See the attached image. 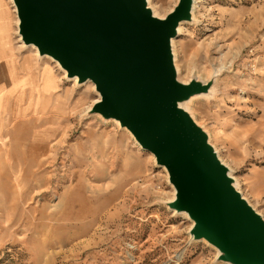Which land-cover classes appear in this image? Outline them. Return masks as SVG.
<instances>
[{
  "label": "rangeland",
  "instance_id": "rangeland-1",
  "mask_svg": "<svg viewBox=\"0 0 264 264\" xmlns=\"http://www.w3.org/2000/svg\"><path fill=\"white\" fill-rule=\"evenodd\" d=\"M149 4L163 18L177 0ZM15 30V58L35 69L39 97L4 113L0 264H227L168 208L174 189L154 157L115 121L89 115L92 83L67 79ZM172 50L182 81L213 82L187 113L264 220V0H195Z\"/></svg>",
  "mask_w": 264,
  "mask_h": 264
},
{
  "label": "water",
  "instance_id": "water-1",
  "mask_svg": "<svg viewBox=\"0 0 264 264\" xmlns=\"http://www.w3.org/2000/svg\"><path fill=\"white\" fill-rule=\"evenodd\" d=\"M20 42L49 57L98 95L88 110L116 121L163 167L174 189L168 208L192 221L227 264H264V220L237 191L206 133L180 105L212 81L177 79L171 42L192 21L193 0L159 18L146 0H12Z\"/></svg>",
  "mask_w": 264,
  "mask_h": 264
},
{
  "label": "crops",
  "instance_id": "crops-1",
  "mask_svg": "<svg viewBox=\"0 0 264 264\" xmlns=\"http://www.w3.org/2000/svg\"><path fill=\"white\" fill-rule=\"evenodd\" d=\"M1 2L5 4L4 0H0V4ZM10 13L13 15L12 12H6L4 14L0 13V68H1L0 72L2 71L0 73V81H1L0 82V100H1V105H2L0 114H2L4 122L6 120L4 118L5 117L4 113L6 111L7 104L9 103V101H12L13 99L18 98L17 95L19 94L18 91H12V92L10 91L9 93L7 92L8 90H11V87H12L11 84H13L14 81L22 80L23 77H28L32 79L33 86H35V79L33 78V76H35L33 73V67H30L29 64L26 63V61L22 60L20 62V61H17L15 58L14 51L12 49V43H11V34H12L13 23L15 26V18L13 16V22H12V17ZM30 71H32V73H30ZM3 79H6V80H3ZM29 81L30 80H28V82ZM28 82L26 83V85L28 84ZM32 93H33V96H32ZM38 94L39 92H36L34 90L30 91L29 86H25V92L22 95H20V99L21 100L24 99L27 101L29 99L38 98L39 97ZM4 100L7 101V103H4ZM3 124H2V128H3ZM0 137H2V129L0 130Z\"/></svg>",
  "mask_w": 264,
  "mask_h": 264
},
{
  "label": "bare ground",
  "instance_id": "bare-ground-1",
  "mask_svg": "<svg viewBox=\"0 0 264 264\" xmlns=\"http://www.w3.org/2000/svg\"><path fill=\"white\" fill-rule=\"evenodd\" d=\"M149 1L150 0H146V4H147V7L151 10V12H152V14L154 15V16H156V17H159V15H157L153 10H152V8L150 7V4H149ZM178 1V0H177ZM4 2H6V4H7V6H8V9L6 8V6H5V4H3V2H1V4H0V13H2V14H4V13H6V12H12L13 13V16H14V18H15V33H16V36H17V39L18 40H20V37L18 36V34H17V25H18V19H17V16H16V12H15V7H14V5H13V3H12V0H4ZM194 4H195V0H193V6H192V17H193V8H194ZM3 22V21H2ZM185 23H182L179 27H178V35L180 34V32L182 31V25H184ZM171 45H172V47H173V41L171 42ZM26 47V46H25ZM27 48H30V49H34L35 50V52H37L36 51V49L33 47V46H28ZM173 51V50H172ZM174 54V53H173ZM173 57H174V55H173ZM174 66H175V70H176V74H177V79L179 80V81H181V82H183L184 83V81H182L181 79H180V77L178 76V67L176 66V64H175V60H174ZM20 67V66H19ZM1 69V68H0ZM33 70H35V69H33ZM61 70V69H60ZM22 71V70H21ZM38 71V70H37ZM62 71V70H61ZM2 72V71H1ZM0 72V73H1ZM23 72V71H22ZM63 72V71H62ZM25 73V72H24ZM30 73H32V71H30ZM35 73V72H34ZM64 73V72H63ZM36 74V73H35ZM65 74V73H64ZM11 77V76H10ZM30 77V76H29ZM25 78H27V79H25ZM18 79V78H17ZM3 80H6V79H3ZM28 80H30L29 82H28ZM70 81H74V82H76V79L74 78V79H71ZM1 82V81H0ZM28 82V84L26 85V83ZM87 83V82H86ZM3 84V83H2ZM5 85V84H4ZM12 85V87H11V90H8L7 92L9 93L10 91L12 92V91H18L19 92V94L17 95V97L18 98H16V99H13L12 100V104L13 105H15L16 107L17 106H19V104H20V101H21V99H20V95H22L24 92H25V86H29V89H30V91H33V82H32V79H30V78H28V77H23V79L22 80H18V81H14V83L13 84H11ZM6 87V86H5ZM92 88H93V86H92ZM32 96H33V93H32ZM16 97V96H15ZM199 97H201V96H195V97H192L191 99H189L188 101H186L184 104H182V105H180V107H182L185 111H188V106H189V104L191 103V101H193L194 99H198ZM30 98V97H29ZM22 99H23V97H22ZM97 99H98V96H97V98L92 102V104L89 106V108H88V110L90 109V107L97 101ZM29 101V100H28ZM4 103H7V101H5L4 100ZM28 104V103H27ZM29 104H31V103H29ZM58 105V104H57ZM61 105H63V104H61ZM29 107V106H28ZM14 108V107H13ZM27 108V107H26ZM19 110V109H18ZM58 110V109H57ZM24 112V111H23ZM22 112V113H23ZM26 112V111H25ZM28 112V111H27ZM21 113V114H22ZM18 117V116H17ZM3 116H2V114H0V130L2 129V124H3ZM115 123H117L116 121H115ZM8 132V131H7ZM37 150H36V152H38L40 149H41V147L39 146V145H37ZM235 181V180H234ZM234 186H237V182L234 184ZM174 198V197H173ZM173 200V199H172ZM171 200V201H172Z\"/></svg>",
  "mask_w": 264,
  "mask_h": 264
}]
</instances>
